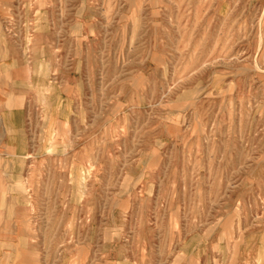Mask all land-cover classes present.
Listing matches in <instances>:
<instances>
[{
	"label": "rangeland",
	"instance_id": "rangeland-1",
	"mask_svg": "<svg viewBox=\"0 0 264 264\" xmlns=\"http://www.w3.org/2000/svg\"><path fill=\"white\" fill-rule=\"evenodd\" d=\"M0 52V264H264V0H0Z\"/></svg>",
	"mask_w": 264,
	"mask_h": 264
},
{
	"label": "bare ground",
	"instance_id": "bare-ground-1",
	"mask_svg": "<svg viewBox=\"0 0 264 264\" xmlns=\"http://www.w3.org/2000/svg\"><path fill=\"white\" fill-rule=\"evenodd\" d=\"M2 51V50H1ZM5 52V51H4ZM1 53V52H0ZM7 54V53H6ZM3 69V68H2ZM7 206H10V205H7ZM9 210V209H8ZM11 211V210H10ZM12 212H13V208H12ZM6 214H7V210H6ZM10 214V213H9ZM7 216V215H6ZM10 218V217H8ZM8 224V223H7ZM48 243V242H47Z\"/></svg>",
	"mask_w": 264,
	"mask_h": 264
}]
</instances>
